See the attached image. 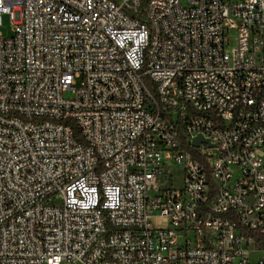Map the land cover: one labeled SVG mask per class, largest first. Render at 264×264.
Wrapping results in <instances>:
<instances>
[{
  "label": "built area",
  "instance_id": "obj_1",
  "mask_svg": "<svg viewBox=\"0 0 264 264\" xmlns=\"http://www.w3.org/2000/svg\"><path fill=\"white\" fill-rule=\"evenodd\" d=\"M2 16L0 264H264V0Z\"/></svg>",
  "mask_w": 264,
  "mask_h": 264
},
{
  "label": "rangeland",
  "instance_id": "obj_2",
  "mask_svg": "<svg viewBox=\"0 0 264 264\" xmlns=\"http://www.w3.org/2000/svg\"><path fill=\"white\" fill-rule=\"evenodd\" d=\"M0 35L4 38H8L12 35L10 20L7 16H2V21H1V26H0Z\"/></svg>",
  "mask_w": 264,
  "mask_h": 264
},
{
  "label": "water",
  "instance_id": "obj_3",
  "mask_svg": "<svg viewBox=\"0 0 264 264\" xmlns=\"http://www.w3.org/2000/svg\"><path fill=\"white\" fill-rule=\"evenodd\" d=\"M200 143H207L205 140H203L200 136L196 137L192 141V146L193 147H198Z\"/></svg>",
  "mask_w": 264,
  "mask_h": 264
}]
</instances>
